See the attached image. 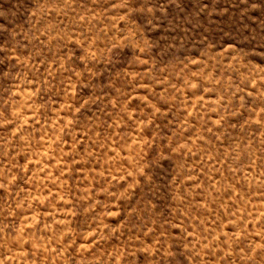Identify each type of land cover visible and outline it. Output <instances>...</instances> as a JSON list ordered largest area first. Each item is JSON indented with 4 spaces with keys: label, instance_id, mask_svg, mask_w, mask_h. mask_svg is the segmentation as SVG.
Listing matches in <instances>:
<instances>
[{
    "label": "rangeland",
    "instance_id": "1",
    "mask_svg": "<svg viewBox=\"0 0 264 264\" xmlns=\"http://www.w3.org/2000/svg\"><path fill=\"white\" fill-rule=\"evenodd\" d=\"M0 264H264V0H0Z\"/></svg>",
    "mask_w": 264,
    "mask_h": 264
}]
</instances>
